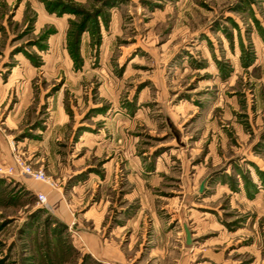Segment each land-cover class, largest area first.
<instances>
[{
	"label": "rangeland",
	"instance_id": "obj_1",
	"mask_svg": "<svg viewBox=\"0 0 264 264\" xmlns=\"http://www.w3.org/2000/svg\"><path fill=\"white\" fill-rule=\"evenodd\" d=\"M0 264H264V0H0Z\"/></svg>",
	"mask_w": 264,
	"mask_h": 264
},
{
	"label": "built area",
	"instance_id": "obj_2",
	"mask_svg": "<svg viewBox=\"0 0 264 264\" xmlns=\"http://www.w3.org/2000/svg\"><path fill=\"white\" fill-rule=\"evenodd\" d=\"M17 166H18V168H15L14 166H10L8 168L10 173L14 172L17 169V172L20 175L29 176L30 178H32L36 181H42V182L49 184L50 186H54V182L52 180L48 179L42 170H35L31 166H29L23 162H20V161L17 162ZM36 195H37V198L40 202L45 203L47 201V196L45 193L39 191L36 193Z\"/></svg>",
	"mask_w": 264,
	"mask_h": 264
},
{
	"label": "crops",
	"instance_id": "obj_3",
	"mask_svg": "<svg viewBox=\"0 0 264 264\" xmlns=\"http://www.w3.org/2000/svg\"><path fill=\"white\" fill-rule=\"evenodd\" d=\"M43 192V191H41V190H38V192ZM44 193V192H43ZM95 243V244H94ZM93 243V247H94V249H95V251H94V253H95V255L96 256H98V257H106V259H109V258H112V259H118L117 258V255H116V253L115 252H109V251H106L103 247H99V245H98V243L96 242V240H95V242Z\"/></svg>",
	"mask_w": 264,
	"mask_h": 264
},
{
	"label": "water",
	"instance_id": "obj_4",
	"mask_svg": "<svg viewBox=\"0 0 264 264\" xmlns=\"http://www.w3.org/2000/svg\"><path fill=\"white\" fill-rule=\"evenodd\" d=\"M184 231H185V237H186V242H190V233L189 230L187 229L186 225H184Z\"/></svg>",
	"mask_w": 264,
	"mask_h": 264
}]
</instances>
